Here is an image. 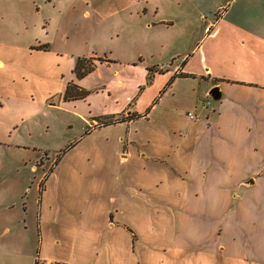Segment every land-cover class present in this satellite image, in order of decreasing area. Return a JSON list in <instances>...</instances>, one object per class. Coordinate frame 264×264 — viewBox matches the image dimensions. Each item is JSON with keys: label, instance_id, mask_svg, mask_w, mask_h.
Returning <instances> with one entry per match:
<instances>
[{"label": "crops", "instance_id": "crops-1", "mask_svg": "<svg viewBox=\"0 0 264 264\" xmlns=\"http://www.w3.org/2000/svg\"><path fill=\"white\" fill-rule=\"evenodd\" d=\"M33 8L0 42V148H23L16 130L41 104L84 124L31 167L48 169L34 264H264V0ZM80 59L94 70L77 79Z\"/></svg>", "mask_w": 264, "mask_h": 264}, {"label": "rangeland", "instance_id": "rangeland-1", "mask_svg": "<svg viewBox=\"0 0 264 264\" xmlns=\"http://www.w3.org/2000/svg\"><path fill=\"white\" fill-rule=\"evenodd\" d=\"M39 1L0 0V42L3 41V32L13 27L11 25L16 22L19 12L31 16L35 11V2ZM117 101L116 108L122 105L125 98H118ZM36 108L35 116L26 117L25 122L20 123V129L16 130L23 148L19 150L13 144L0 148V233L9 228L4 238L0 239V244L6 249L5 257H0L2 264H34L40 252L38 194L35 188L39 176L48 169L45 167L42 171L38 168L39 171L34 172L31 167L36 166L45 153L53 157L64 150L72 139L80 138L83 132L84 124L73 112L59 111L42 104ZM8 119L9 124L18 121L13 116ZM68 123L73 125V129H67ZM5 220L7 222H2Z\"/></svg>", "mask_w": 264, "mask_h": 264}, {"label": "trees", "instance_id": "trees-1", "mask_svg": "<svg viewBox=\"0 0 264 264\" xmlns=\"http://www.w3.org/2000/svg\"><path fill=\"white\" fill-rule=\"evenodd\" d=\"M94 70V66L92 64L89 63V61H86V60H77L76 61V66L74 68V74L76 76L77 79H82L83 77H85L86 75L90 74L92 71ZM148 73L151 75V74H154V73H161V71H158L154 68L152 69H148L147 70ZM75 87L72 86V85H68L67 88H66V91H65V94H64V97L66 99H78V98H81L82 96H85L86 94L83 93V92H79L77 94H73L72 93V90L74 89ZM133 118H135V116H131V117H127L126 120H132ZM124 119L121 118V119H114V118H109L107 120H100V125L102 126H108V125H112V124H115V123H119V122H123Z\"/></svg>", "mask_w": 264, "mask_h": 264}, {"label": "water", "instance_id": "water-1", "mask_svg": "<svg viewBox=\"0 0 264 264\" xmlns=\"http://www.w3.org/2000/svg\"><path fill=\"white\" fill-rule=\"evenodd\" d=\"M207 98L211 101L212 105H216L218 104V102L221 101L222 99V95H221V92L219 90L218 87H214L212 88L208 95H207ZM248 184H252L253 182L250 181V182H247Z\"/></svg>", "mask_w": 264, "mask_h": 264}, {"label": "built area", "instance_id": "built-area-1", "mask_svg": "<svg viewBox=\"0 0 264 264\" xmlns=\"http://www.w3.org/2000/svg\"><path fill=\"white\" fill-rule=\"evenodd\" d=\"M204 106H205V108H212V103H211V101L208 98H206V103L204 104ZM188 117H189V119L192 120V119L195 118V115L193 113H189Z\"/></svg>", "mask_w": 264, "mask_h": 264}]
</instances>
